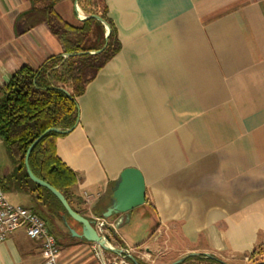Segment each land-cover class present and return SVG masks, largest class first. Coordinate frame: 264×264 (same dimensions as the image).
Returning a JSON list of instances; mask_svg holds the SVG:
<instances>
[{
	"label": "crops",
	"instance_id": "obj_1",
	"mask_svg": "<svg viewBox=\"0 0 264 264\" xmlns=\"http://www.w3.org/2000/svg\"><path fill=\"white\" fill-rule=\"evenodd\" d=\"M103 1L120 49L77 98L74 129L55 142L77 179L70 205L102 217L120 173L135 169L144 203L127 222L107 219L109 244L129 251L128 264L190 254L250 264L264 243V0ZM29 7L0 0V88L22 66L64 57L45 25L23 32L18 18ZM55 10L73 26L84 15L70 1ZM46 230L58 264L119 262L59 223ZM41 262L40 243L23 229L0 243V264Z\"/></svg>",
	"mask_w": 264,
	"mask_h": 264
},
{
	"label": "trees",
	"instance_id": "obj_2",
	"mask_svg": "<svg viewBox=\"0 0 264 264\" xmlns=\"http://www.w3.org/2000/svg\"><path fill=\"white\" fill-rule=\"evenodd\" d=\"M28 1L29 9L18 18V22L24 25L23 32L45 25L57 39L62 54L74 56L49 57L36 69L22 66L0 88V142L12 164L11 173L2 181L7 182L8 190L31 196V211L49 229L54 223H59L69 236L62 223L61 217L65 213L59 201L48 190L37 186L27 177L25 153L33 141L47 129L66 131L76 126L77 98L84 93L87 84L98 71L118 53L120 44L113 25L106 17L103 0H77V6L86 17L98 16L105 22L110 30L107 41L104 38V26L95 19L88 18L73 26L56 12L57 4L64 1L73 3L75 0ZM96 51L100 52L90 54ZM63 91H67L70 98ZM60 136L62 135L53 132L46 134L30 152L28 166L36 178L57 190L75 211L70 205V199L77 179L74 172L56 156L55 142ZM2 181L0 185L4 189ZM66 219L72 221L68 216ZM248 262L264 264V243L250 254ZM181 264L223 263L216 259L187 258Z\"/></svg>",
	"mask_w": 264,
	"mask_h": 264
},
{
	"label": "water",
	"instance_id": "obj_3",
	"mask_svg": "<svg viewBox=\"0 0 264 264\" xmlns=\"http://www.w3.org/2000/svg\"><path fill=\"white\" fill-rule=\"evenodd\" d=\"M74 6L75 7L77 6V0L74 1ZM88 18L95 19L96 21H98L99 23H101L104 26V28H105L104 38H105V41H107V37L109 35L110 30H109V27L105 24V22L101 18H99L98 16H94V15L89 16V17H83V18H81V20L83 21V20L88 19ZM99 52L100 51L91 52L90 54H97ZM78 55H80V54H78ZM70 56H74V55H72V54L64 55L65 58L70 57ZM63 92L65 93V95L68 98H70L67 91H63ZM74 127H72L69 130H66V131H61V130H58L55 128H50V129H47L46 131H44L37 139H35L33 141V143L28 147V149L26 150V153H25L24 167H25L26 175L29 178V180L32 181L34 184L48 190L59 201V203L61 204V206L64 210L65 215L68 216L72 221H74L75 223L80 225L81 229H80V233L78 234L72 228H70L68 226L66 216L63 215L61 217L62 223L66 227V229L68 230L71 237H74L77 239H82V240L89 242V243L98 244L99 247L103 251H111V252H114L116 254H121V250L112 249V248L107 247V245L101 239V237L99 235H97V233L94 229V226H93V221L88 220L85 217H83L82 215L73 211L71 209V207L68 205L65 198L57 190H55L53 187H51L47 183L43 182L42 180L36 178L31 173V171L29 169L28 156H29L30 152L32 151V149L34 148V146L46 134L53 132L56 134L64 135V134H67L68 132H70L72 129H74ZM109 201H110L109 206L107 207L105 212L101 215L102 218L117 219L119 224H122L123 222H127L129 219V213L134 208L142 205L145 201L144 183H143V178H142L141 174L135 169H131V168L124 169L120 173L118 180L116 181L115 185L112 188ZM117 226H119V225H117ZM193 256H195V255L194 254L187 255V256L173 262L172 264H181L187 258H190ZM129 259L132 261V263H134V264L136 263L135 259H133L132 257H129Z\"/></svg>",
	"mask_w": 264,
	"mask_h": 264
},
{
	"label": "built area",
	"instance_id": "obj_4",
	"mask_svg": "<svg viewBox=\"0 0 264 264\" xmlns=\"http://www.w3.org/2000/svg\"><path fill=\"white\" fill-rule=\"evenodd\" d=\"M75 10H78V6L75 7ZM79 16L82 18L81 14ZM90 220L93 221L97 235L101 237L107 247L112 248L109 244L113 237L112 225L107 219L98 216H94ZM18 229H23L28 239L40 243L41 264H58L59 249L54 237L47 232L44 222L31 210L11 205L6 200L0 185V243L10 233ZM92 249L96 256L101 258L102 249L99 245L93 243ZM128 254V250H121V254H117L120 259L116 264H128L126 261Z\"/></svg>",
	"mask_w": 264,
	"mask_h": 264
},
{
	"label": "rangeland",
	"instance_id": "obj_5",
	"mask_svg": "<svg viewBox=\"0 0 264 264\" xmlns=\"http://www.w3.org/2000/svg\"><path fill=\"white\" fill-rule=\"evenodd\" d=\"M78 10L81 11L79 8H78ZM78 10H76V11H78ZM79 11H78V13H79ZM83 17H85V16L82 15V18ZM11 171H12V164L8 158V155L5 151L4 146L0 142V178H1L0 181H2L4 177L9 175L11 173ZM1 183L5 187L3 190L9 191V193H5V196H6L7 200L11 204H13V206H23L25 208L26 207H30V208L33 207V200L31 199V197L29 195L22 193V192L14 191V190H8L7 182L2 181ZM45 227L48 228L47 224H45Z\"/></svg>",
	"mask_w": 264,
	"mask_h": 264
}]
</instances>
